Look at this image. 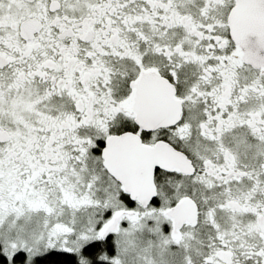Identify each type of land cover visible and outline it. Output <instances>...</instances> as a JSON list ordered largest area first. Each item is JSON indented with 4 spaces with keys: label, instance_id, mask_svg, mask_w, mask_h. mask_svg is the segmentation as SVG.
<instances>
[{
    "label": "snow or ice",
    "instance_id": "obj_1",
    "mask_svg": "<svg viewBox=\"0 0 264 264\" xmlns=\"http://www.w3.org/2000/svg\"><path fill=\"white\" fill-rule=\"evenodd\" d=\"M0 264H264V0H0Z\"/></svg>",
    "mask_w": 264,
    "mask_h": 264
}]
</instances>
